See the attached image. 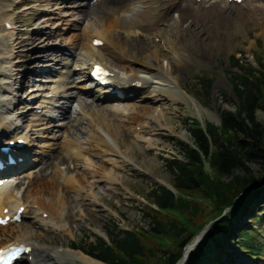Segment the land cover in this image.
I'll list each match as a JSON object with an SVG mask.
<instances>
[{"label": "rangeland", "instance_id": "374dc122", "mask_svg": "<svg viewBox=\"0 0 264 264\" xmlns=\"http://www.w3.org/2000/svg\"><path fill=\"white\" fill-rule=\"evenodd\" d=\"M7 1H9L8 5L12 6L9 7L10 12H7L9 8L6 9L9 14L8 20L16 27L11 31L12 34L7 38V42L13 45L15 52L19 50L30 52L24 60L28 64L19 67L15 74L22 72L24 76L29 71L33 72L34 76L32 75L23 83L27 86L35 83L37 86L28 93L24 91L19 95L15 93L13 96L17 102L24 101L22 105L19 104V113L27 111L33 113L23 131V134H26L28 130L33 129L31 135L33 153L29 157V167L16 177L25 176V182H28L29 178L38 174L42 163H46L54 157L53 155L60 153V147L69 140V133H73L77 126H80L78 129L81 131L75 132L73 140L83 147L90 144L88 141L91 136L89 124L93 117L92 110H85V113L79 115L82 117L80 121L78 119L68 126V121L63 120L60 115L62 104L67 102V98L72 93H75L78 98L72 101L73 108L76 109L82 101L97 104L102 111L111 110L116 113V118L111 116V122L113 125L121 126L123 121L125 128L117 135L116 143L99 130L110 144V148L104 149L99 157L92 156L86 162H79V166L92 170L90 165L96 162L110 161V159L116 161L107 163L105 174L108 179L100 182L97 185L98 188L94 190L95 197L104 199L98 208L103 210L104 215L99 221L82 223V231L74 234L77 238L74 243L90 248L94 241L108 240L106 231H110L113 225L126 230L141 227L149 229L142 211L143 206L148 204L144 198L145 195L153 187L162 186V184L172 186L170 171L163 160L182 158L181 143L192 145L189 130L195 120L204 125L219 126L223 110L236 112L237 99L228 78L229 73L234 71L230 66V58L244 56L257 69H260L254 60V53L264 55V0H250L242 5H229L222 0H207L202 4H196L193 1L185 16L190 24L198 26V35L194 39L195 49L188 50V41L183 34H176V30L165 33V37L168 35L166 38L174 41V46L165 48V52H171L173 55L180 53L183 56L184 64L174 75L178 82L166 75L167 60L160 64L165 70V80H158L159 71L154 68L157 64L150 58L147 64L141 65L145 73H140V76L148 77L153 82V87L161 88L163 92H154L146 99L142 90L140 93L132 94L127 100L118 101L112 98L101 104L98 99L105 94L94 89L86 78L88 67L84 65L86 51L82 48L81 56L78 55L76 59L74 47L70 42L72 35H80L84 39L82 43L87 47L91 44L92 38L96 37L93 35V30L97 27V20L90 14L91 8L85 7L82 12L76 11L73 5L80 4V0H55L42 5L27 2L21 6L20 3L27 0ZM180 1L162 0L159 13H155L150 7V2H146L143 9L128 14V19L140 23L143 26L144 35L165 46L164 42H161L160 32L166 28L168 14H175ZM37 15L39 18L35 20V23L34 19ZM175 16L178 15L175 14ZM18 32L22 33V37L18 35ZM31 32L39 34L44 43L21 48L18 40L30 37ZM199 41H203L204 47ZM51 47L54 50H48ZM44 49L50 51L52 56L58 55V58L55 60V57H51L53 59L44 62L36 60V57L45 51ZM105 56L108 66L118 71V65L113 59L109 55ZM18 60L23 61V59ZM149 66L152 70L147 72ZM42 70H49L51 74L39 76ZM204 73L214 81L208 96L198 83L199 77ZM150 91L152 92L153 89ZM184 91L188 93L187 96ZM51 95L55 96L50 98ZM143 108H149L153 112L152 116L143 122L144 130L142 132L129 130L125 115L132 113L135 109L143 110ZM77 110L79 111V108ZM47 116L55 118V124L63 129L56 130L55 133H45L42 120ZM257 117L264 125V112L259 111ZM159 119H165L163 120L165 124H160ZM155 127L165 136H157ZM167 129H172L173 132L170 133ZM77 159L75 155L69 154V164L60 165L61 171L66 172L68 167L73 170L72 160ZM89 180L98 182L92 176ZM23 193L24 188L15 192L18 196ZM34 209L33 205L27 209L23 223L18 224L20 228H16L18 231L21 230L22 237L24 236L22 231L25 233L27 226H32L36 232L40 231ZM80 209L78 205L76 210ZM93 209H97V206H93ZM259 224V226H249V222L244 221L242 227L248 225L254 231H258L257 227L264 230V212ZM2 235L3 233L0 234L1 237ZM61 238L57 236L54 240L59 241ZM64 238L69 240L68 236ZM261 238L264 241V233H261ZM228 246L235 255L236 264H264V254L259 259H249L240 253L234 243H229ZM223 260L229 264L226 257H223Z\"/></svg>", "mask_w": 264, "mask_h": 264}, {"label": "bare ground", "instance_id": "6f19581e", "mask_svg": "<svg viewBox=\"0 0 264 264\" xmlns=\"http://www.w3.org/2000/svg\"><path fill=\"white\" fill-rule=\"evenodd\" d=\"M53 1L55 0H27V2H34L35 4L41 5ZM80 1L81 3L78 5L74 4L73 8H76L75 10L80 12L85 7L91 8L90 14L97 20V27L93 30V33L97 39L103 40L104 44L102 48L96 51L99 54L94 56L95 49L93 46L89 45L86 47L82 43L84 39L80 35H72L70 42L75 50L74 55L76 59L78 55L81 56V49L83 48L86 51L84 65L101 63L109 68L112 74L114 73L113 77H111L113 83H115L113 87L108 89L98 88L103 94L107 95L105 98H99V104L115 98L114 96L111 98L112 95L109 96L112 90L115 89L123 91L127 96L131 93H140L143 90V95L146 99L154 92H163L161 88L153 87V82L148 77L140 76V73H145L141 65L147 64V60L150 58L154 59L157 64L154 68H157L159 71L157 73L159 75L158 80H165V70L160 64L167 60L168 71L166 75L174 78L178 82V79L174 75L184 64L183 56L180 53L173 55L171 52H165V48L174 46V41L166 38L168 35L165 37V33L168 34L176 30V34H183L185 36L188 41V50L193 51L195 49L194 39L198 35V26L196 24H190L185 16L186 11L189 9L188 6L191 5L193 0L180 1V4L175 10V14L178 16H175L174 13L168 14L166 28L160 32L161 42H164L165 46H162V43H156L154 39L144 35L143 26L140 23L128 19V14L133 11H138V9H143L144 3L148 1L154 12L159 13L161 11L162 0ZM205 1L203 0L202 3ZM8 3L9 1L7 0H0V141L5 143L18 137L28 140L30 143L29 150H24L21 154V157H28V154L33 152V150L31 151L33 148V143H31L33 129L28 130L26 134H23V131L25 130V124L29 122L33 113L31 111L19 113L18 108L24 101L20 100L17 102L13 96H15V93L19 95L24 91L28 93L36 89L37 86L35 83L30 86L23 83L32 75L34 76L33 72L29 71L24 76L22 72L15 74L19 67L28 64L24 60L27 59L30 52L20 50L15 52L13 45L7 42V38L12 34L5 26V23L9 22V14L6 12V9L12 7ZM38 18L39 15L36 16L34 21ZM38 30L40 32L42 31L41 29ZM18 35L22 37L21 32H18ZM18 42L21 48L44 43L43 38H40V35L35 32H31L30 37L21 38ZM199 42L202 43L203 41ZM202 47H204L203 43ZM48 50L51 51L54 49L51 47ZM50 51H42V54L36 57V60L44 62L45 60L49 61L53 59L51 57H55L54 59L56 60L58 55L52 56ZM105 55H109L118 65V71L107 66L108 63L106 62ZM18 59H23V61H19ZM151 70L152 67L149 66L146 71ZM50 74L51 72L49 70H42L38 75L44 77ZM150 89H153V91L151 92ZM185 93L183 92V95L185 94L187 96L188 93ZM76 98L78 96H75V93H72L67 98V102L60 107V115L63 120L68 121V126L72 122L78 121V119L80 121L82 117L79 115L85 113V110H92L91 115L93 117L89 124L91 136L88 142L90 144L83 147L73 140L76 134L75 132L81 131V129H78L80 126H77L73 133H69V140L60 147V153L53 155L54 157L50 158L46 163H42L41 170L38 174L32 178L28 177V182H25V176L14 177L29 167V162L24 161L20 166L8 170V173H11V177H9L8 183L0 188V215L4 209H9L10 212H16L22 206L29 208L33 205L35 207L34 214L38 219L37 225L40 231L37 232L39 233L34 231L32 226H27L25 233L22 231L24 234L22 237L20 235L21 230L18 231L16 229L20 228L18 224L0 228V234L3 233L2 237L0 236V249L16 244H23L32 249V253L29 256L33 257V261L30 262L28 257L22 259L27 264H105L87 255L86 253H90V250L85 249L83 245L74 243L77 239L74 234L82 231V223L99 221L104 215L103 210L98 209L104 199L95 197L94 190L98 188L97 185L100 182L108 179L105 174L107 163L111 161L115 163L116 161L110 159V161L96 162L90 165L92 170L79 166V162H86L92 156L99 157L104 149L110 148V144L99 133V130H102L116 143V137L123 132L125 125L123 121H121V126L113 125L110 118L111 116L116 118L117 114L111 110H106V112L102 111L97 104H89L88 102L82 101L76 109L73 108L72 101ZM179 98L182 99L183 97ZM78 108L79 111L77 110ZM121 112L125 114L124 111ZM152 114L153 112L149 108H143V110L135 109L132 113H127L126 119L129 130H135L136 127H141L144 130L142 124ZM163 120L159 119V123L165 124ZM42 121L44 125L41 126L45 133H55L56 130L61 131L63 129V127L55 124V118L53 117H45ZM156 127V135L164 137L165 134L158 132L159 129ZM167 130L170 133L173 132L172 129ZM69 154H72V156L76 155V158H78L77 160H72L74 168L71 170L68 167L66 172L61 171L60 165L69 164ZM90 176L98 182H90ZM6 178L8 177H2L0 181H4ZM20 188H24V193L18 196L15 192H19ZM78 205H80V210H76ZM93 206H97V209H93ZM43 214H47V219L43 218ZM57 236L62 238L56 241L54 238ZM64 236H68L69 240H66ZM200 239L186 248L185 258L189 256V253L196 247Z\"/></svg>", "mask_w": 264, "mask_h": 264}, {"label": "trees", "instance_id": "16d2710c", "mask_svg": "<svg viewBox=\"0 0 264 264\" xmlns=\"http://www.w3.org/2000/svg\"><path fill=\"white\" fill-rule=\"evenodd\" d=\"M232 62L241 69V74L232 77L237 112L223 111L220 127L208 124L204 131L194 125L192 139L200 153L183 146V161L166 162L177 194L153 188L146 198L157 210L144 208L149 229L124 232L112 227L110 245L100 240L89 248L99 260L106 264H177L197 234L235 206L240 197L264 185V125L257 117L259 110L264 111V73L241 65L235 57ZM203 83L208 93L212 83ZM263 194H249L234 212L214 223L187 264H202L200 256L210 252L211 245L220 248L221 238L234 239L243 253L261 255L256 234L244 229L237 236L233 222L248 216L249 205Z\"/></svg>", "mask_w": 264, "mask_h": 264}, {"label": "snow or ice", "instance_id": "6c2138e0", "mask_svg": "<svg viewBox=\"0 0 264 264\" xmlns=\"http://www.w3.org/2000/svg\"><path fill=\"white\" fill-rule=\"evenodd\" d=\"M4 221H0V223H3ZM3 259V253H0V260Z\"/></svg>", "mask_w": 264, "mask_h": 264}]
</instances>
